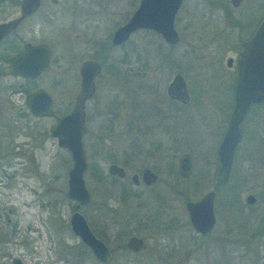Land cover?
<instances>
[{"label":"rangeland","instance_id":"374dc122","mask_svg":"<svg viewBox=\"0 0 264 264\" xmlns=\"http://www.w3.org/2000/svg\"><path fill=\"white\" fill-rule=\"evenodd\" d=\"M94 1L95 4L91 2L89 6L78 1L72 10V0H43L39 10L34 39L49 47L50 63L33 83L25 84V87L28 92L42 88L50 94L52 117L26 115L25 93H0V110H3L0 120L6 121L5 129L0 131V149L8 154V164L4 166L7 176L0 178V209L3 212L0 253L19 256L33 244L37 257L25 259V264H44L47 260L50 264H98L81 248L79 239L69 229L68 219L74 202L66 196V171L71 162L65 150L49 135L57 118L73 104L79 84L78 66L82 60L92 58L90 45L109 43L111 33L128 19L133 8L127 0ZM205 11L210 12L205 1L194 8L192 0H185L174 23L180 41L171 49L173 57L163 62L156 63L159 60L154 61L152 57H161L168 48L151 32L142 30L103 56L107 61L122 55L135 61L137 54L140 58L149 57L147 66L143 65L144 59L141 64L136 63L134 75L120 70L111 73L106 67L96 80L93 98L84 106L86 171L83 180L90 200L78 211L91 230L98 232L108 228L104 216L106 207L117 210L115 214L111 213L113 218L108 219L109 222L125 219L129 213L138 215L127 223L121 221L117 228L115 222V228L106 231L105 244L112 253L107 264H264V235H261V241L258 237L251 239L248 229L237 230L238 219L231 220L232 233L227 237L228 241L223 239L219 229L207 237L195 236L186 223L184 198L196 200L199 193L206 191L204 187L208 183L203 184L204 189L198 193L192 180L181 181L177 174V159L182 152H188L193 162H199L204 153L210 156L213 152L230 95L225 58H221V51L213 50L210 55L218 64L209 63L206 68H200L190 57H193L192 50L184 54L180 66L192 96L187 106L181 107L167 99L165 87L177 69L178 65L173 61L182 46L188 40L195 47L210 42L209 33L202 28L193 29L192 35L184 33V37L180 29L182 15ZM158 43L162 44L161 48ZM195 68L202 70L195 75ZM12 82L3 76L0 87ZM6 96L7 102L3 100ZM21 109L26 116H18L17 110ZM140 117H144V121ZM135 118L137 127H130V120ZM262 120L264 124L263 108H258L257 114L250 112L244 123L245 130ZM181 134L183 139L179 140ZM97 139L101 141L96 142ZM153 140L163 144L155 148L156 144L151 143ZM242 143L243 147L252 150L251 161L261 167V175L249 176L246 184L261 183L264 180V142L247 137ZM111 159L125 162L128 180L136 168L153 166L158 181L151 187L132 186L133 192L124 196L122 187L126 182L106 177V166ZM204 165L203 161L199 163V166ZM94 166L105 176L90 170ZM259 195L255 205L264 206V194ZM238 197L233 198L232 205L244 203V195ZM219 201L229 205L227 191L221 192ZM5 217L17 221V248L4 246L3 239L10 231ZM138 217L141 224L136 221ZM128 227L130 234L144 239L143 249L136 255L120 245V237ZM48 232L50 241L47 240Z\"/></svg>","mask_w":264,"mask_h":264},{"label":"flooded vegetation","instance_id":"af4514ba","mask_svg":"<svg viewBox=\"0 0 264 264\" xmlns=\"http://www.w3.org/2000/svg\"><path fill=\"white\" fill-rule=\"evenodd\" d=\"M57 0H51V2H56ZM72 10H75V5L78 4L77 2L79 1L80 3L85 2V4L92 5L91 2L95 4L94 0H72ZM205 1L207 5H209V10L205 12H200V13H185L184 17L181 18V23H180V29L181 32L183 33H188L189 35H192L191 31L195 28H202L205 31H207L210 35V42L208 44L204 43L202 46L195 47L190 44V41L186 42V45L182 46L181 50L177 52L176 57L174 58L177 66V69L175 70L172 78L176 74H180L181 77L183 78L186 91H187V100L182 102L181 100H178L176 98H172L169 95H167V86L165 87V96L167 99L170 101L174 102L175 104L183 107L187 106L191 100L192 96L190 97L189 93V87H187V82L183 76L182 73V68L180 66V61L183 59L184 54H188L189 49L192 50L193 57L190 56L193 60L194 63L198 64L200 68H206L209 63H217L216 60H213L210 53L213 52V50H219L222 53L221 58L224 59V65L228 71L225 70V72L230 76L229 80V88H230V95L229 99L225 104L224 112L222 115L224 117L222 125L220 126L221 129L219 130V135L218 139L215 143L213 152L209 155L204 153L203 156H201V159L199 162L192 161L193 158L188 152H182V153H187L190 158V172L186 177H181L178 174L179 178L181 181H188L192 180L193 185L196 191L201 192L202 189H206L204 193H199V197L194 200L198 201L204 194L207 192H213V199H212V210H213V217H214V224L212 228L206 232V233H200L195 231L188 219L186 223L189 225L191 231L194 233L195 236L198 237H207L210 235L215 229H219V233L223 237L225 241L227 240V237L231 235L232 233V225H231V220L238 219L235 224L237 230H249V236L251 239H256L257 237L261 241L263 238L262 236L264 235V206H258L255 205L257 202V198H259V194L262 192L264 194V180L261 183H252V184H246L249 182L248 177L253 176L256 177L258 175H261V167L260 164L253 163L251 161V156H252V150L248 149V147H243V141L245 138H249L253 141H262L264 142V124L263 120L260 124H255L252 128L249 130H245L244 128V123L249 115L250 112H253L254 114L258 113V108L264 109V102L261 103H251L247 107V110L245 111V114L241 121L238 123V129H239V135H238V140L235 142L232 153H231V160H230V166L226 175V179L217 184L216 182V177H217V172L220 168V159H219V146L223 140L224 134L227 129V125L229 122V119L233 113L234 106H235V90H236V75H237V60L239 58V53L242 49V46L245 42L249 40V38L252 36L254 31L257 29V27L261 24V22L264 19V0H192V7L197 8V6L200 4V2ZM185 0H181L179 7L176 11V14L174 16L173 20V27L174 23L176 20V16L178 13H180L182 6L184 4ZM43 0H39L37 6L33 9V11L27 15H25L23 18H21L17 24L11 28L6 35H4L0 39V78L8 77L13 80L11 84L8 85H3L0 87V93L1 91L5 93L11 92L13 93H25V95L28 92V89L25 87V84H30L33 83L40 75L37 77L30 79V78H20V77H14L8 74L7 68L8 64L16 59L18 56H20L23 52V48L25 44H30V45H38L43 42H37L34 37L36 35L37 31V17L39 14V10L42 6ZM21 4L22 0H0V24L7 22L9 20L16 19L20 16L21 12ZM127 4L132 8V12L135 10L138 4V0H127ZM91 9V8H90ZM89 11V7H88ZM96 11V10H95ZM244 11V13L242 12ZM130 14V15H131ZM242 15V16H241ZM130 17V16H129ZM128 17V18H129ZM117 28V27H116ZM115 28V29H116ZM147 31L151 32L154 36L158 37L161 39V41L166 45L168 48L167 53L169 52V57L172 55L171 49L176 46L179 41H180V33L176 31L178 39L175 43L169 44L166 43L165 41L162 40V38L152 30L148 29H138L135 32L138 31ZM113 33V32H112ZM111 33V34H112ZM131 33L130 36L133 34ZM205 34V33H204ZM129 36V38H130ZM182 37V38H183ZM129 38L125 41L127 42ZM111 35L109 38V43L111 45V48L113 47H119L122 46L125 42L118 44V45H112L110 42ZM203 43V42H202ZM45 44V43H44ZM47 45V44H46ZM107 45L106 43H92L90 45V49L93 51L92 52V57L96 53H101L103 51V47ZM49 48V47H48ZM110 48V49H111ZM110 49L108 51H110ZM195 49L198 50V52L195 51ZM3 52V54H2ZM50 52V50H49ZM165 52L162 53V56L157 57V55H154L152 59L154 61L159 60L156 63L163 62L166 60V54ZM173 57V56H171ZM149 57L145 58V64L149 63L148 60ZM162 58V59H161ZM94 61L99 62L101 69L100 72L96 75L94 83H95V90H96V80L97 78L102 75V72H104V69L107 67V70H109L111 73H117L119 70L122 71L124 74H132L134 75L135 68H136V63L141 64L140 61H135V60H127V61H118V60H96L94 58H88ZM84 59V60H88ZM83 61V60H82ZM222 61L220 60V63ZM50 63V61H49ZM80 64V63H79ZM222 65V64H221ZM220 65V67H221ZM49 66V65H48ZM47 66V68H48ZM145 66V68H146ZM46 68V69H47ZM45 69V70H46ZM44 70V71H45ZM202 69H194L193 72L194 74H199ZM43 71V72H44ZM42 72V73H43ZM204 77V79H206ZM202 79H197V81H201ZM24 89H27V91H24ZM92 94V96L85 102L87 103L89 100H91L95 94ZM34 91V90H33ZM24 95V97H25ZM7 96L3 97V100L7 102ZM24 100V99H23ZM134 105V104H133ZM85 106V104H84ZM136 106V104H135ZM134 106V107H135ZM158 110V109H157ZM18 116L25 115V111L23 109L17 110ZM160 113H163L162 110H158ZM3 110H0V114L2 115ZM32 116L28 111H26V115ZM216 115V113H213ZM25 115V116H26ZM148 115V114H147ZM221 115V114H220ZM33 118H41V117H34ZM141 120L144 121V117ZM135 122H138L137 119H131L130 120V127H137L138 124H135ZM0 123H3L0 125V131L5 129L6 126V121L3 122L0 120ZM183 139V135H180L179 140ZM133 143V142H132ZM151 143L156 144L157 148L158 146L163 144L162 141H155L153 140ZM84 146V144H83ZM134 147V146H133ZM138 149V147H135ZM2 151V152H1ZM181 153V154H182ZM180 154V155H181ZM179 155V156H180ZM178 156V159H179ZM134 158V155H133ZM177 159V163H178ZM110 162L106 166V177H111V178H116L125 181L124 186L122 187V193L125 196L128 193L133 192L132 186L136 187L138 185H143L145 187H151L155 185L158 181V175H157V170L152 166H143L141 168H136L134 172H132L129 176V180L126 179L127 177V172H126V164L125 162H120L118 163L116 160L111 159L109 160ZM203 161L205 163L204 166H199V163ZM237 161V162H236ZM8 164V154L7 151L4 150L3 148L0 149V178L2 179L3 177L6 178L7 174L5 172L4 166ZM116 165L120 167L123 170V176L119 177L117 175H111L107 172V167L110 165ZM205 167V168H204ZM210 167V168H209ZM209 168V169H208ZM145 171H150L151 173H154L156 176V179L154 182L146 184L144 181H142V174ZM101 176H105L102 170L100 169ZM260 172V174H258ZM132 176H135V180H132ZM208 183L206 187H202L203 184ZM87 189V188H86ZM227 191V196L229 198V205L227 204H221L219 201V195L221 192ZM181 192V191H180ZM89 193V192H88ZM134 195H138L135 193H132ZM241 194L244 195V203L242 204H231L233 198L240 196ZM248 196H253V200L247 201ZM90 200V197H89ZM184 203L187 201H193V200H187L184 198ZM89 201L86 203L88 204ZM84 204V205H86ZM83 206V205H82ZM262 209V210H261ZM185 210V207H184ZM117 210L106 207L104 211V216L107 222L105 223L108 228H105V230L101 229V232L98 231H92L89 224L87 223L89 229L93 232V234L99 238L104 244L106 240V231L109 229H114L115 226L117 228V225L119 226V223L122 221L124 223H127L130 219H136L138 216L136 213H129L125 219H120L118 221H111L109 222L108 219L113 218L111 213H116ZM186 213V210H185ZM3 215V212L0 209V217ZM150 217V216H148ZM187 217V214H186ZM6 224L10 225V231L8 236H5L4 240V246L5 248H17L19 246L18 242V237H19V229L17 225V221H12L10 218L5 217ZM137 223L141 224L142 220L141 218L138 217L136 220ZM146 221V219H145ZM116 222V224H115ZM69 224V223H68ZM115 224V226H114ZM219 224V225H218ZM130 227L122 234L120 237V245L123 247V249H126L127 251L131 252V254H138L144 246V239L138 235L135 234H130L128 232ZM167 229L168 227H164V229ZM27 229H31L30 227H27ZM70 229V227H69ZM121 229V228H120ZM72 233V232H71ZM117 234V232L115 233ZM74 235V234H73ZM262 235V236H261ZM75 236V235H74ZM130 236H136L142 239V247L139 251L134 252L131 249H128L125 245L127 238ZM125 237L124 241L122 240ZM47 240H51V236L49 235V232L47 233ZM33 241V240H32ZM31 241V242H32ZM80 241V240H79ZM106 245V244H105ZM81 248L90 256L92 259L97 262L98 264H104L96 261L91 253L89 252L88 248L80 242ZM107 246V245H106ZM109 253H110V259L112 258V253L109 247L107 246ZM33 244H31L25 249V251L19 255V256H13L10 253H0V264H25L24 260L29 259V260H34L37 257V253L33 250ZM50 250V248L48 249ZM82 253V252H81ZM133 255V256H134ZM107 262V263H108ZM44 263V262H43ZM105 263V264H107ZM35 264H40L39 262H36ZM44 264H50V261L47 260L46 263Z\"/></svg>","mask_w":264,"mask_h":264},{"label":"water","instance_id":"95a60500","mask_svg":"<svg viewBox=\"0 0 264 264\" xmlns=\"http://www.w3.org/2000/svg\"><path fill=\"white\" fill-rule=\"evenodd\" d=\"M181 0H138L137 7L130 17L119 25L111 34L110 42L118 45L125 42L131 33L138 29H148L157 33L163 41L172 44L178 39L173 27V20ZM235 0H233L234 2ZM39 0H22L20 16L0 24V39L13 28L25 15L31 13ZM50 52L46 44H25L23 52L8 64V74L14 77L33 79L40 75L49 65ZM99 62L88 59L78 66L79 84L71 108L60 115L49 130L51 138L58 147L65 150L70 158L66 171V196L74 202L73 212L68 219L70 231L84 244L93 258L100 263H107L110 253L107 246L89 229L85 218L78 211L80 206L89 201L83 174L86 171V158L83 146L85 132L84 104L95 90V77L100 72ZM235 106L229 119L226 132L219 146L220 168L217 172V184L226 179L230 166L231 153L238 140V123L243 118L251 103L264 102V19L252 36L242 46L237 60ZM167 95L172 98L187 100V91L180 74H176L167 86ZM27 111L34 117H52V98L42 88L27 93L24 97ZM177 171L181 177L190 172V158L187 153L179 156ZM111 175L123 176V170L113 164L107 167ZM156 176L150 171L142 174L146 184L154 182ZM135 180V176H132ZM213 192H207L198 201H187L184 204L187 219L191 227L200 233L208 232L213 224ZM253 200L248 196L247 201ZM142 239L130 236L126 247L137 252L142 247Z\"/></svg>","mask_w":264,"mask_h":264},{"label":"trees","instance_id":"16d2710c","mask_svg":"<svg viewBox=\"0 0 264 264\" xmlns=\"http://www.w3.org/2000/svg\"><path fill=\"white\" fill-rule=\"evenodd\" d=\"M107 45H105L104 47H103V51L101 52V53H96L95 55H94V57H92V58H94V59H96V60H100V61H102V60H104L105 59V55L107 54V52H108V50L111 48V45H110V43H106ZM159 45H158V47L159 48H161L160 46L162 45L161 43H158ZM107 51V52H106ZM166 53H167V51H166ZM103 56H105V57H103ZM169 58V52L166 54V58L165 59H168ZM111 59H113V60H118V61H126V60H128L129 58L128 57H125V55H122V56H118V57H112ZM110 59V60H111ZM142 59H144V58H140L139 57V55L137 54L136 55V61H143ZM162 59V58H161ZM145 60V59H144ZM24 91H27V89H24ZM98 141H101V139H97V141L96 142H98ZM97 144V143H96ZM88 168V167H87ZM88 170H89V168H88ZM90 170H94L95 171V173L98 175V176H101V172L98 170V168L96 167V166H94L92 169H90Z\"/></svg>","mask_w":264,"mask_h":264}]
</instances>
